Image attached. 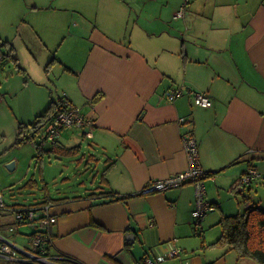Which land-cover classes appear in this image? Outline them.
<instances>
[{
	"label": "crops",
	"instance_id": "0c3cea01",
	"mask_svg": "<svg viewBox=\"0 0 264 264\" xmlns=\"http://www.w3.org/2000/svg\"><path fill=\"white\" fill-rule=\"evenodd\" d=\"M23 1L32 3L31 12L62 18L64 8L48 0ZM141 1L155 14L127 36L125 21ZM185 1L93 0L106 14L96 12L92 24L66 27L54 21L44 28L34 19L13 38L5 37L0 75L14 62L25 82L30 77L49 83L50 75L37 67L43 66L41 58H49L64 66L66 76L59 98L51 90L34 100V117L18 120L16 137L20 123L32 122L56 99L70 100L92 120L83 128L61 129L56 139L62 147H80L81 137L90 139L80 171H91V181L82 180L83 190L72 196L37 202L53 203L54 256L69 255L82 264H140L161 256L159 264H257L213 243L222 234L224 215L253 202L264 207V0H189L177 17ZM81 11L83 16L86 10ZM17 43L28 62L19 57ZM12 46L18 61L8 54ZM170 88L183 94L170 100ZM195 92H206L213 104L198 105ZM184 135L198 142L206 199L214 205L200 230L194 227V184L143 192L154 179L188 167ZM52 143L42 144L51 149ZM252 165L260 176L243 191L251 197L245 203L239 183ZM110 192L127 197L115 199ZM12 226L17 229L11 231ZM32 232L12 211H0V240L25 248ZM20 237L27 241L21 244ZM176 247L179 255L169 256Z\"/></svg>",
	"mask_w": 264,
	"mask_h": 264
},
{
	"label": "rangeland",
	"instance_id": "374dc122",
	"mask_svg": "<svg viewBox=\"0 0 264 264\" xmlns=\"http://www.w3.org/2000/svg\"><path fill=\"white\" fill-rule=\"evenodd\" d=\"M47 4H52L51 6L56 8H64L63 12L59 11L62 18L49 14V11L47 13L43 11L31 12L35 11L31 7L32 3L23 0H0V39L4 41L7 35L13 38L22 27L31 25L34 19L41 22L44 28H50L54 21L60 22V25L66 27L78 22L81 27L82 25H89L91 21L94 22L96 12L100 16L106 14L103 8L97 9V4L93 0H48ZM144 5V2L141 1L136 6L137 11L131 10V17L125 21L127 36H130L133 28L136 27V23L151 19L154 16L155 12L146 9ZM65 8H69V10ZM73 8L77 10H73ZM80 8L86 10L83 16ZM38 13H41L40 16L34 17L35 15L38 16ZM140 14H144L146 17ZM18 50L19 57L28 62V55L20 43ZM68 52L69 50H67ZM41 62L43 66L37 67L39 72L42 73L43 71L46 76L50 75L52 81L49 83H42V79L33 81L30 77L25 82L26 76L16 71L14 62L6 64L4 75H0V192L10 205L33 204L46 196L53 198L64 195L72 196L83 190L79 189L82 180L90 182L92 177L91 171H80L82 166L86 165V160L80 162V158L89 150L90 139L88 138L81 137L82 145L72 154L56 152L40 154L37 145L41 142L44 131L37 133L35 139H29L22 144H15L18 120L34 117L30 109L34 100L40 98L44 91L50 95L51 90L53 98H59L60 94L57 93V90L59 88L61 90L60 85L64 83L65 86L66 83L65 74H61L64 66H61L59 61L41 58ZM37 76L39 77V75ZM28 134L27 132L26 135ZM75 144L77 143L70 142L67 145L73 146ZM11 162H15L13 169L8 167ZM18 241L22 244L27 241V238L20 237Z\"/></svg>",
	"mask_w": 264,
	"mask_h": 264
},
{
	"label": "built area",
	"instance_id": "2783aa9c",
	"mask_svg": "<svg viewBox=\"0 0 264 264\" xmlns=\"http://www.w3.org/2000/svg\"><path fill=\"white\" fill-rule=\"evenodd\" d=\"M189 4V0L177 11L176 16L184 15ZM4 41L0 39V65L5 58ZM183 94L181 88H170L167 95L170 100H175ZM196 103L201 106L209 107L213 104L212 99L206 92H195ZM180 122L184 123L185 119L180 118ZM92 120L87 118L81 110L70 100L65 99L61 109L52 118V120L44 127L41 142L54 141L59 136V132L63 128H83L91 125ZM29 139H35L36 135L28 132ZM183 145L188 158V167L174 175L166 178L154 179L149 186L144 189V193L155 191H164L170 188L180 187L186 183H192L195 186V209H194V227L195 230L202 228V221L205 216L214 209V205L206 199L205 179L206 171L202 168L199 159L198 142L193 135L183 136ZM260 176L257 167L250 166L242 175L239 189L246 190L252 186L253 182ZM53 203L51 201L39 202L34 204H8L3 194L0 192V211L9 210L15 215L18 223L28 224L33 228L32 234L29 236V246L21 248L15 243L7 240H0V258L13 261H34L42 264H61L55 261V257L51 254V246L53 243L52 228L57 223V217L51 212ZM17 229L12 226L11 231ZM180 249L173 248L169 252V256L179 255ZM164 256L154 260L146 258L140 264H159Z\"/></svg>",
	"mask_w": 264,
	"mask_h": 264
},
{
	"label": "trees",
	"instance_id": "16d2710c",
	"mask_svg": "<svg viewBox=\"0 0 264 264\" xmlns=\"http://www.w3.org/2000/svg\"><path fill=\"white\" fill-rule=\"evenodd\" d=\"M6 42V41H5ZM15 57V48L11 47V52L8 53ZM6 55V53H5ZM18 63V62H17ZM20 68V66H19ZM65 99L52 100L47 110L38 115L32 122L20 123L15 144H22L29 140L26 135L27 132H32L35 135L43 131L44 127L52 120L63 105ZM51 149H45L42 143L37 145V150L40 154L47 152H56L62 154L75 153L78 146L62 147L60 142L54 140ZM242 192V201L247 203L251 197L249 194ZM110 196L115 199H125L127 196H119L117 193L110 192ZM222 227V234L214 245L230 246L234 249L239 258H250L257 262V264H264V207L259 202H253L248 205L242 212L231 215H224L220 220ZM55 261L61 264H82L80 261L72 256L61 254L55 257ZM2 264H42L34 261H13L0 258Z\"/></svg>",
	"mask_w": 264,
	"mask_h": 264
},
{
	"label": "water",
	"instance_id": "95a60500",
	"mask_svg": "<svg viewBox=\"0 0 264 264\" xmlns=\"http://www.w3.org/2000/svg\"><path fill=\"white\" fill-rule=\"evenodd\" d=\"M14 166H15V162H11V163H9V165H8V167H10V168H14Z\"/></svg>",
	"mask_w": 264,
	"mask_h": 264
}]
</instances>
